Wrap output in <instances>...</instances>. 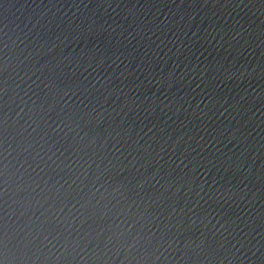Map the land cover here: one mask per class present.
I'll return each mask as SVG.
<instances>
[{
  "label": "water",
  "instance_id": "obj_1",
  "mask_svg": "<svg viewBox=\"0 0 264 264\" xmlns=\"http://www.w3.org/2000/svg\"><path fill=\"white\" fill-rule=\"evenodd\" d=\"M0 89L2 264H264V0H0Z\"/></svg>",
  "mask_w": 264,
  "mask_h": 264
},
{
  "label": "snow or ice",
  "instance_id": "obj_2",
  "mask_svg": "<svg viewBox=\"0 0 264 264\" xmlns=\"http://www.w3.org/2000/svg\"><path fill=\"white\" fill-rule=\"evenodd\" d=\"M0 90H2V89H0ZM2 175H3V173L0 172V176H2ZM133 223H135V222H133ZM128 235L131 236V233H128ZM4 247H6V234L3 230V226L0 225V254H2V250ZM129 247H131V245H129ZM0 264H2V262H0Z\"/></svg>",
  "mask_w": 264,
  "mask_h": 264
}]
</instances>
